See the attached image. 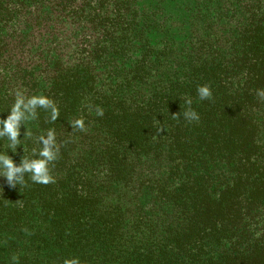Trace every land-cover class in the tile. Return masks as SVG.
Masks as SVG:
<instances>
[{"label":"trees","instance_id":"16d2710c","mask_svg":"<svg viewBox=\"0 0 264 264\" xmlns=\"http://www.w3.org/2000/svg\"><path fill=\"white\" fill-rule=\"evenodd\" d=\"M191 3L177 42L145 0H0V128L58 111L0 136L56 151L48 184L0 177V264H264V0Z\"/></svg>","mask_w":264,"mask_h":264},{"label":"clouds","instance_id":"9594fccd","mask_svg":"<svg viewBox=\"0 0 264 264\" xmlns=\"http://www.w3.org/2000/svg\"><path fill=\"white\" fill-rule=\"evenodd\" d=\"M197 93L201 100L210 98L212 95L211 89L207 85L198 87ZM257 95L261 99H264V90H258ZM186 103L191 105V99H188ZM37 106L50 107L51 102L44 97H33L25 101V99L20 96L12 107L10 114L6 119H3V127L0 128V136H6L11 141V148L15 149L19 144L22 122L35 118V109ZM51 112L52 119H57L58 111L54 106H51ZM97 115L102 116L103 111L99 110ZM184 117L190 122L199 119L198 114L194 110L185 111ZM74 126L83 129L84 121L77 120L74 122ZM28 134L29 133L26 132L25 135ZM41 140L44 147L39 152V156L43 157V159L28 160L22 158L21 163L17 165L14 159L9 155L0 154V177L6 178L7 183L12 188L25 183V174H29L34 183L48 184L52 182L53 177L49 173L48 163L56 159V151L53 150V145L55 143L53 133L49 132L47 138L41 137ZM15 259L16 258L13 257L14 261ZM64 264H79V262L77 259H70L65 260Z\"/></svg>","mask_w":264,"mask_h":264},{"label":"rangeland","instance_id":"374dc122","mask_svg":"<svg viewBox=\"0 0 264 264\" xmlns=\"http://www.w3.org/2000/svg\"><path fill=\"white\" fill-rule=\"evenodd\" d=\"M195 0H145L148 13H153L156 16L161 15L165 18L167 26H170L171 40L180 41L181 33H188V17L190 10H186L185 6L193 7L192 3ZM179 21L185 23L183 29H177L174 22ZM181 25V24H180ZM154 42L158 41L157 38L152 39Z\"/></svg>","mask_w":264,"mask_h":264}]
</instances>
